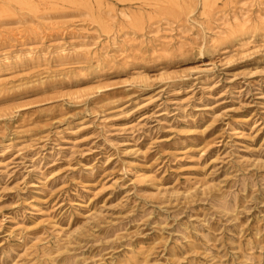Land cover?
Wrapping results in <instances>:
<instances>
[{"label":"rangeland","instance_id":"rangeland-1","mask_svg":"<svg viewBox=\"0 0 264 264\" xmlns=\"http://www.w3.org/2000/svg\"><path fill=\"white\" fill-rule=\"evenodd\" d=\"M204 1L0 0V264H264V0Z\"/></svg>","mask_w":264,"mask_h":264},{"label":"bare ground","instance_id":"bare-ground-1","mask_svg":"<svg viewBox=\"0 0 264 264\" xmlns=\"http://www.w3.org/2000/svg\"><path fill=\"white\" fill-rule=\"evenodd\" d=\"M204 4L206 5V4H208V0H205L204 1ZM244 37H242V38H244V39H242L243 41H244V43L245 42H247L246 44H249V43H251L252 41H253V37H254V35L252 34V35H249V36H247V35H243ZM243 43V44H244Z\"/></svg>","mask_w":264,"mask_h":264}]
</instances>
